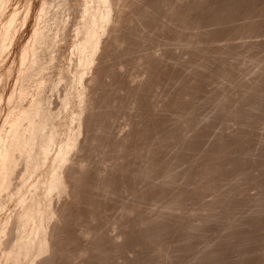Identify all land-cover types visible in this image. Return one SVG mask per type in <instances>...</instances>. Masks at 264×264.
Returning <instances> with one entry per match:
<instances>
[{
    "label": "rangeland",
    "instance_id": "1",
    "mask_svg": "<svg viewBox=\"0 0 264 264\" xmlns=\"http://www.w3.org/2000/svg\"><path fill=\"white\" fill-rule=\"evenodd\" d=\"M0 12V41L12 35L0 133L25 109V126L44 122L35 136L19 125L38 144L21 143L29 166L17 147L0 194L1 264L21 250L23 264H264V0H0Z\"/></svg>",
    "mask_w": 264,
    "mask_h": 264
},
{
    "label": "bare ground",
    "instance_id": "2",
    "mask_svg": "<svg viewBox=\"0 0 264 264\" xmlns=\"http://www.w3.org/2000/svg\"><path fill=\"white\" fill-rule=\"evenodd\" d=\"M8 4H9V3H8ZM105 9H106V8H105ZM0 13H1V12H0ZM13 14H14V13H13ZM15 15H17V14H15ZM15 15H14V17H15ZM98 16H99V15H98ZM9 19H10L11 21H12L13 19L15 20V18H13V17H12V19H11V18H9ZM41 28H42V29H40V28H38V29L41 31V30H43V27H41ZM39 30H38V31H39ZM36 31H37V30H36ZM40 31H39V32H40ZM44 31H45V28H44ZM6 32H9V31H6ZM9 33H10V32H9ZM40 33H41V34L39 35L38 33L35 32V36H36V34H37V37H36V38H37V41H38L37 43H36V42H32V41H31L32 44L29 43L30 46H31L30 50H31V53H32V54H33V52H34V53H37L36 50H35V51L33 50V48H35V49H37V48L40 49V48H41V47H39V46L41 45V43H40V41H39L40 38L38 39V37H40L41 35H45V33L43 34L42 31H41ZM6 34H8V33H6ZM46 35H47V34H46ZM10 36H12V35L8 34V37H6V36L4 37V36H3V37H4L3 40H4L5 38H8V40H9V37H10ZM13 36H14V35H13ZM11 38H12V37H11ZM11 38H10V39H11ZM33 38H34V37H33ZM44 38H45V37H44ZM44 38H43V39H44ZM43 39H42V40H43ZM45 39H46V38H45ZM45 39H44V40H45ZM3 40H2V41H3ZM8 40H7V41H8ZM34 40L36 41L35 38L33 39V41H34ZM42 40H41V42H42ZM2 41H0V45H1V43H4V42L7 43V41H5V40H4V42H2ZM38 43H40V45H39ZM44 43H45V42H44ZM83 43H85V42H83ZM29 44H28V47H26L27 50H26L25 47L23 48V52H22V54H24L26 51H29V53H30V50H28V49H29ZM36 44L38 45V47H37ZM8 45H9V44H8ZM32 45H34V47H33ZM35 45H36V47H35ZM82 45H83V44H82ZM2 46H3V48H5V47L8 48V46H5V47H4V44H2ZM0 47H1V46H0ZM42 47H43V45H42ZM43 48H44V47H43ZM0 50H1V49H0ZM3 50H4V49H3ZM24 50H25V51H24ZM32 50H33V52H32ZM37 50H38V49H37ZM4 51L6 52L7 50H4ZM5 52H4V53H5ZM29 53H25V55H27V54L29 55ZM31 53H30V56H31ZM22 54H21V55H22ZM2 55H3V53H2ZM2 55H1V56H2ZM25 55H23V56L21 57V58H22L21 61H23ZM26 57H27V58H26ZM26 57H25L26 60H27L28 58H30V57H28V56H26ZM26 60L24 59V61H23L24 64H26V63H25ZM27 61H28V60H27ZM34 62H35V60H34ZM23 86H24V85H23ZM23 86H21L20 89H19V90H20V91H19V94H21V95L25 93V92H21V89L23 90V88H22ZM20 92H21V93H20ZM21 95H19V97H20ZM13 96H15V95H13ZM14 98H15V97H14ZM14 98H13V100H15ZM20 98H22V97H20ZM33 104H34V103H33ZM33 104H32L31 106H33ZM35 104H36V103H35ZM36 106H37V105H36ZM36 106H34V108H36V109H40V108H41V107H40V108H37V107H39V106H37V107H36ZM24 107H25V106H24ZM30 108H31V107H30ZM30 108H28V109H30ZM32 108H33V107H32ZM32 108H31V109H32ZM34 110H35V109H33L32 111L30 110V113H29V114H31V115H29V116L27 115V116H26V119H25V114H28L29 110H26V109H25L26 112L28 111L27 113H25L24 110H22V111H21L22 114H20V116L24 114L22 120H24V121L27 120V119L33 120L34 115H35V113H36ZM17 111H18V110H17ZM33 111H34L35 113H34ZM36 111H39V110H36ZM11 112H12V111H11ZM14 112L16 113V110H14ZM14 112H12V113H13L14 115H16ZM12 113H11V115H13ZM17 113H18V112H17ZM19 113H20V112H19ZM33 113H34V114H33ZM17 115H18V114H17ZM17 115H16V116H17ZM32 115H33V116H32ZM48 115H49V114H48ZM20 116L16 117L15 120L13 119L14 124H11V127H12L13 125H15L14 128L12 127L13 131H12V130L9 131V132H12L13 134H10V133L8 132V133H9V136H8V135L3 136V135L0 133V134L2 135V136L0 135L1 138H2V139H0V142H1V140H5V142H6V143L4 142L5 144L3 143L4 147L0 148V187L2 188V189L0 188V189H1L0 194H1V198H2V199H3V197H4V196L2 197V193H4L5 190H7V191H12V190H9V188H10L9 185H10V184L8 183V184H9V185H8L9 187L6 186L5 181H6L7 178H8V181H10V183H11L12 176L15 174V173H14L15 170H17L16 167L18 166L17 164H19V159H18L17 161H15L16 155H18V153H17V152H18V151H17V147H20V145H22L21 143H24V142H23L24 139H25V141H27L26 139H28V142H29L30 144H29L28 142H25V143H26V146H27V144L30 145V146H31L30 148H29V146H27V147H28L30 150H32V151L34 152V151H35V146L37 147V144H38V143L35 144V142H37L36 139H35V137H34V138H32L31 136H27V137H26V136L24 135V133L27 132V131L25 132V129L28 130L27 127L29 128V130L33 131V130L35 129L34 127L37 126V125H39L40 122H38V123H39V124H38V123H35V122H36L35 119H34V121H32V122H30V121L28 120V121L31 123V125L34 126V127H33V126H31V125L29 124L31 127H33V130H32L31 127H29V125H28V126H25V125H24L25 123L23 124L24 121H21L20 118H22V116H21V117H20ZM29 117H31V118H29ZM32 117H33V118H32ZM13 118H15V117H13ZM19 122H22V125H21V123H19ZM33 122H34L35 125L33 124ZM46 122H48V121L46 120ZM12 123H13V122H12ZM36 124H37V125H36ZM41 124L43 125L44 122H42ZM41 124H40V125H41ZM19 125H20L22 131H24V133L22 132V134H23L24 136L21 135V132H20L21 130H20V128H19ZM26 125H27V124H26ZM40 125H39V126H40ZM42 125H41V126H42ZM45 125H46V126L48 125V127H49V124H48V123H47V124L45 123ZM51 125H52V124H51ZM22 126H23V127H22ZM41 126H40V127H41ZM11 127H10V129H11ZM17 127H18V128H17ZM16 128H17V130H19V133H18V131L16 130ZM24 128H25V129H24ZM43 128H44V127H41L40 129H43ZM49 128H50V127H49ZM14 129H15V131H17V132H15V134H14ZM23 129H24V130H23ZM52 129H53V125H52ZM34 131H35V130H34ZM34 131H33V133H34ZM39 131H40V130L36 131V133H38ZM17 133H18V135H17ZM33 133H32V134H33ZM36 133H34L33 136H35ZM44 133H45V132H44ZM46 133H47V132H46ZM50 133H51V132H50ZM42 134H43V133H42ZM42 134H41V137L44 135V134H43V135H42ZM51 134H52V133H51ZM11 135H12V136H11ZM7 136H8L9 138H11V139H10V142H8L9 140L6 141V140L8 139ZM19 136H20L21 138H20ZM47 136L50 137V135H49V131H48ZM3 137H4V138L6 137V139H4ZM22 137H25V138H22ZM45 137H46V136H45ZM30 139H32V140H30ZM43 139H44V138H43ZM33 140H34V141H33ZM46 140H47V139H46ZM40 141H41V140H40ZM32 142H33V143H32ZM46 142H47V141H46ZM8 143H9V144H8ZM25 143H24L23 145H25ZM31 143H32V145H33V144H34V145L32 146ZM40 143H41V142H40ZM42 143H43V142H42ZM0 144H2V143H0ZM45 144H46V143H45ZM23 145H22L21 147H23V148L25 147V148H26V146H23ZM39 145H40V144H39ZM39 145H38V146H39ZM41 145H42V144H41ZM21 147H20V149H21ZM33 147H34V148H33ZM71 147H72V146H71ZM25 148H24V149H25ZM28 148H26L25 151H24V149H23V150H22V149L20 150L19 148H18V150H20L21 152L24 151V153H25L26 150H27ZM1 149H2V152H1ZM29 149H28V150H29ZM30 150H29V153L26 152L27 155L25 154L26 157H27L28 154H29L30 156H28L27 158H31L30 160L26 159V160H27V161H26V165L28 164L27 166L30 165V161L32 160V157L34 156V155H33L34 153H33L32 151H30ZM62 150H63V149H62ZM15 151H17V152H16L17 154L14 153ZM20 151H19V152H20ZM21 152H20V153H21ZM30 152H32V153H30ZM21 154H22V153H21ZM31 154H32L33 156H32ZM23 155H24V154H23ZM23 155H22V156H23ZM37 155H38V154H37ZM35 160H36V158H35ZM28 161H29V162H28ZM15 162H16L17 164H16ZM27 162H28V163H27ZM14 163L16 164V166L14 165ZM13 165H14V167H13ZM13 168H14V169L16 168V169L14 170ZM28 169L30 170V168L27 167V170H28ZM13 170H14V171H13ZM11 172L14 173V174H11ZM27 172H29L28 174H30V171H26V173H27ZM8 174L11 175V177H10V176L8 177ZM46 174H47V173H46ZM26 175H27V174H25V177H26ZM25 177H24V179H25ZM9 178H11V179L9 180ZM48 180H49V179H47V181H48ZM1 181H2L3 183H2ZM8 181H7V182H8ZM58 182H59V181H58ZM58 182L56 183V186H59V185H58V184H59ZM33 183H35V182H33ZM47 183H49V181H48ZM45 184H46V183H45ZM45 184H44V185H45ZM2 185H4L5 188H3ZM47 185H48V184H47ZM42 186H43V182H42ZM50 186H51V185H50V183H49V187H50ZM61 187H62V186H61ZM46 188H47V187H45V189H46ZM3 189H5V190L3 191ZM47 189H48V190H46V191H49V190H50L49 188H47ZM60 189H61V188H60ZM43 190H44V187H43ZM43 190H42V191H43ZM2 191H3V192H2ZM17 193H18V192H17ZM40 193H43V192L40 191ZM40 193H39V194H40ZM19 194L22 195L23 193H22V194L19 193ZM43 194H44V193H43ZM45 194H46V193H45ZM47 194H48V193H47ZM35 195H37V194L35 193L34 196H35ZM40 195H41V194H40ZM40 195H39V196H40ZM22 196H23V195H22ZM22 196H21V197H22ZM44 196H45V195H42L43 199H44ZM47 196H48V195H47ZM15 197H17V195H16ZM45 197H46V196H45ZM1 198H0V201H1ZM31 198L33 199V197H31ZM34 198H35V197H34ZM36 198H37V197H36ZM40 198H41V196H40ZM28 199H29V198H28ZM23 200H24V199H23ZM30 200H31V199H30ZM30 200H29V201H30ZM35 200H36V199H35ZM29 201H28V203H29ZM37 201H38V199H37ZM43 201H44V200H43ZM20 202H21V201H20ZM33 202H34V201H33ZM41 202H42V200H41L40 203H39L40 205H41ZM26 203H27V202H26ZM28 203H27V204H28ZM30 203H32V202H30ZM37 204H38V203H36V201H35V205H37ZM43 204H44V203L42 202V205H43ZM48 204H49V203H48ZM48 204H47V205H48ZM25 205H26V204H25ZM28 205H30V204H28ZM32 205H33V203H32ZM42 205H41V207H43V209H45V208H44L45 205H44V206H42ZM30 206H31V205H30ZM27 207H29V206H27ZM48 207H49V206H48ZM36 208H37V206H36ZM50 208H51V207H50ZM21 209H22V208H21ZM24 209H25V206H24ZM31 209H32V208H31ZM39 209H41V208H39ZM46 209H48V208H46ZM22 210H23V209H22ZM22 210H21V211H22ZM25 210H26V209H25ZM27 211H28V208H27ZM35 211H36V209H35ZM42 211H43V210H41L40 212L42 213ZM45 212H46V214H47L49 211L47 212V210H45ZM20 214H21V213H20ZM22 214H24V213H22ZM25 214H26V213H25ZM25 214H24V215H25ZM42 214H43V213H42ZM50 214H51V212H50ZM50 214H49V215H50ZM37 215H38V214H37ZM37 215H36V217H37ZM39 215H40V214H39ZM18 216H20V215H18ZM22 216H23V215H22ZM25 216H26V215H25ZM25 216H24V217H25ZM27 216H32V214L30 213V214H28ZM42 216H44V215H42ZM42 216L40 215V217H42ZM20 217H21V216H20ZM24 217H23V218H24ZM32 217H33V216H32ZM48 217H50V216H48ZM0 218H1V217H0ZM17 218H19V217H17ZM38 218H39V216L37 217V219H38ZM20 219H22V218H20ZM26 219H27V218H26ZM28 219H30V217H29ZM46 219H47V218H46ZM17 220H18V219H17ZM22 220H23V219H22ZM24 220H25V219H24ZM24 220H23V221H24ZM42 220H43V218H42ZM42 220H41L40 222H42ZM18 221H19V220H18ZM36 222H37V220H36ZM36 222H35V223H36ZM22 223H23V222H22ZM22 223H21V224H22ZM24 223H25V222H24ZM43 223H44V222H43ZM18 224H19V222L16 221V225H15V226L17 227ZM33 224H34V222H33ZM40 224H41V223H40ZM40 224L38 225L39 227H40ZM24 225H25V224H23V226H24ZM28 225H29V224H28ZM23 226H22V227H23ZM34 226H35V225H34ZM20 227H21V226H20ZM35 227H36V226H35ZM35 227L32 226V228H33V232H34V230L36 229ZM41 227H42V226H41ZM47 227H48V225H47ZM30 228H31V227H30ZM34 228H35V229H34ZM37 228H38V227H37ZM43 228H44V226H43ZM45 228H46V227H45ZM16 229H17V228H16ZM28 229H29V228H28ZM25 230H27V229H25ZM30 230H31V229H30ZM37 230H38V229H36L35 232H37ZM40 230H41V229H40ZM17 231H18V230H17ZM18 232H20V231H18ZM23 232H24V231L22 230V233H23ZM30 232H31V231H30ZM47 232H48V230H47ZM24 233H25V232H24ZM24 233H23V234H24ZM26 233H27V232H26ZM18 234H19V233H18ZM23 234H22V235H23ZM35 234H36V233H35ZM22 235H21V236L19 235V236H20V237H23ZM29 235H30V234H29ZM29 235H28V236H29ZM31 235L34 236V234H31ZM38 235H39V234H38ZM38 235H37V236H38ZM24 236H25V234H24ZM26 236H27V234H26ZM20 237H19V238H20ZM35 237H36V236H35ZM35 237H33L32 239H34ZM24 238H25V237H24ZM24 238H23V239H24ZM28 238H31V237L29 236ZM44 238H45V237H44ZM32 239H31V240H32ZM45 239H47V238H45ZM31 240L29 239V241H31ZM35 240H36V239H35ZM21 241H22V240H20V243H21ZM29 241H28V242H29ZM32 241H34V240H32ZM41 241H43V240L41 239ZM44 241H45V240H44ZM44 241H43V243H44ZM46 241H48V240H46ZM32 243H34V242H32ZM43 243H42V246L44 245ZM48 243H49V242H48ZM0 244H1V243H0ZM37 244H38V242H37ZM45 244H46V243H45ZM24 245H25V244H24ZM24 245H23V246H24ZM30 245H31V244H30ZM35 245H36V244H35ZM38 245H39V244H38ZM46 245H47V244H46ZM18 246H19V245H18ZM39 246H40V245H39ZM44 246H45V245H44ZM37 247H38V246H37ZM46 247H47V246H46ZM22 248H23V247H22ZM22 248H21V249H22ZM25 248H26V247H25ZM31 248H32V246H31ZM39 248H40V247H39ZM15 249H16V246H15ZM15 249L13 250L14 254H15ZM29 249H30V248H29ZM32 249H34V248H32ZM26 250H27V248H26ZM26 250H25V251H26ZM41 250H42V247H41ZM10 251H11V250H10ZM10 251H9V253H11L10 255H12L13 252H10ZM22 251H23V250H21V252L18 251V252H20V253H18V254L21 255ZM9 253H7V255H8ZM23 253H24V252H23ZM36 253H37V252H36ZM36 253H33V254H34V259H35ZM41 253H42V252H41ZM41 253H40V254H41ZM18 254H17V251H16V255H18ZM24 254H25V253H24ZM10 255H9V256H10ZM16 255H15V256H16ZM19 255H18V258L15 257V258H16V261H15V259H14V261H13L14 264H15V263H16V264H19V263H20V264H23V263H22V262H23V259H24L23 256L25 257V255L20 256V257L23 258V259H19ZM28 255H29V254H28ZM6 257H8V256H6ZM10 257H11V256H10ZM10 257H9V258H10ZM11 258H12V257H11ZM25 258H26V257H25ZM27 258H28V256H27ZM7 259H8V258H6L5 261H6ZM12 259H13V258H12ZM17 259H18L19 261L22 260V262H19V261H18V263H17ZM8 260H9V259H8ZM5 261H4V262H5ZM24 261H25V260H24ZM6 262H7V261H6ZM36 262H37V261H36ZM36 262H35V263H36ZM7 263H8V262H7ZM7 263H6V264H7ZM32 263H33V262H32ZM0 264H1V263H0ZM36 264H37V263H36Z\"/></svg>",
    "mask_w": 264,
    "mask_h": 264
}]
</instances>
